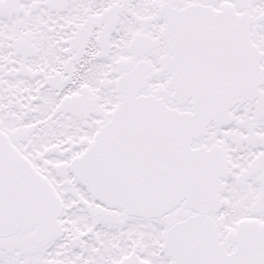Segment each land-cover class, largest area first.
I'll return each instance as SVG.
<instances>
[{
    "label": "snow or ice",
    "instance_id": "snow-or-ice-1",
    "mask_svg": "<svg viewBox=\"0 0 264 264\" xmlns=\"http://www.w3.org/2000/svg\"><path fill=\"white\" fill-rule=\"evenodd\" d=\"M0 264H264V0H0Z\"/></svg>",
    "mask_w": 264,
    "mask_h": 264
}]
</instances>
